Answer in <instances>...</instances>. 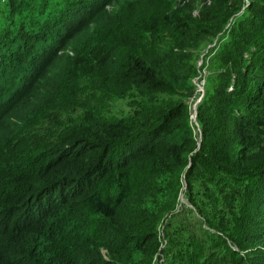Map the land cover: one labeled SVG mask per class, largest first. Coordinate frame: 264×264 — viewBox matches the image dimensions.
I'll return each mask as SVG.
<instances>
[{
    "label": "trees",
    "instance_id": "trees-1",
    "mask_svg": "<svg viewBox=\"0 0 264 264\" xmlns=\"http://www.w3.org/2000/svg\"><path fill=\"white\" fill-rule=\"evenodd\" d=\"M236 1L0 0V264H264V0Z\"/></svg>",
    "mask_w": 264,
    "mask_h": 264
},
{
    "label": "rangeland",
    "instance_id": "rangeland-1",
    "mask_svg": "<svg viewBox=\"0 0 264 264\" xmlns=\"http://www.w3.org/2000/svg\"><path fill=\"white\" fill-rule=\"evenodd\" d=\"M246 2V0H243V5ZM211 3V0H178V4L176 5L177 8H185L188 12H191L192 14L195 13V11L200 6H208ZM220 3L223 4V7H225L230 14L235 15L240 8V2L236 0H220ZM242 10V9H241ZM240 10V11H241ZM239 13V12H238ZM237 13V14H238ZM217 42L215 39L212 43L207 44L205 47H203L199 54L198 58L196 60V65L199 74L193 78V84L195 86V94L188 99V103L190 105V109L193 112L195 110L196 104L200 99V96L203 94V88L204 83L206 80V76L208 74V70L211 68L209 65L208 59L213 55L211 52V48L214 46V44ZM192 121H195L194 115L191 116ZM196 124V122H195ZM197 125V124H196ZM184 202V199L182 196H180V201ZM159 229H162V226L159 227ZM160 258L157 259V264H159Z\"/></svg>",
    "mask_w": 264,
    "mask_h": 264
}]
</instances>
